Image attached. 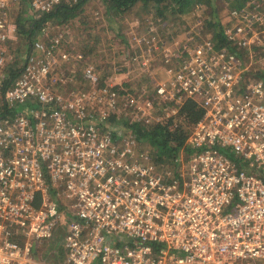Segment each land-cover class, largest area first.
<instances>
[{
    "label": "built area",
    "instance_id": "1",
    "mask_svg": "<svg viewBox=\"0 0 264 264\" xmlns=\"http://www.w3.org/2000/svg\"><path fill=\"white\" fill-rule=\"evenodd\" d=\"M77 1L0 0V264H47L37 246L60 227L68 264H264V0L230 9L224 45L196 32L170 54L137 37L150 47L133 64L165 52L163 79L139 89L92 66L76 85L56 66L58 37L11 75L15 11ZM187 99L204 109L187 139L197 152L158 165L132 124L176 123Z\"/></svg>",
    "mask_w": 264,
    "mask_h": 264
},
{
    "label": "rangeland",
    "instance_id": "2",
    "mask_svg": "<svg viewBox=\"0 0 264 264\" xmlns=\"http://www.w3.org/2000/svg\"><path fill=\"white\" fill-rule=\"evenodd\" d=\"M216 7H218L216 21H220L222 25L226 24L229 21L230 1L216 0ZM79 9L77 16L67 21L63 18H50L38 28L34 26L31 33L28 30L24 32L19 30L20 19L23 16H30L28 7L23 5L15 11L13 19L17 24V35L9 45L12 55L8 66L9 73L12 75L18 71L22 65L23 57L33 47L35 41L42 42L46 47H49L55 37H58L61 44L55 48L57 49L55 52L56 66L63 68L65 72L73 73L76 85H80L84 81L82 76L84 69L92 66L96 72L106 75V77L116 74L122 77V90L125 87L139 89L144 84H149L159 78L163 79L161 65L165 52L159 49L155 50L154 59L151 61L149 69L133 64L131 58L134 55H144L150 47L149 42L146 43V41L138 44L137 37L150 38L153 36V44L165 41L168 45L166 46L167 52L172 54L179 49L180 45L188 41L189 34L199 32L206 37L212 36V31L208 28L205 31L203 24L202 27H197L199 19L207 21L212 18L211 9L207 5L179 18L170 13L166 15L167 18H162L155 15L154 12H147L140 5H135L124 13H120L109 7L104 0H86ZM31 19L37 20L27 17V28H30ZM205 23L207 24V22ZM6 83L1 81L0 84V113H3L6 107L2 90ZM125 121L123 117L122 122ZM139 141L142 147L150 151L148 142ZM220 151L240 166L249 164V160L237 158L230 147L221 146ZM63 235L64 231L60 227L52 239L39 243L37 256L42 257L48 251L52 256L59 254L64 241ZM125 240L130 242L131 238L126 236ZM66 256L65 254L62 262L60 259L55 262L53 258L50 261L40 258V261L47 264H65ZM244 263L246 260L236 262V264Z\"/></svg>",
    "mask_w": 264,
    "mask_h": 264
},
{
    "label": "trees",
    "instance_id": "3",
    "mask_svg": "<svg viewBox=\"0 0 264 264\" xmlns=\"http://www.w3.org/2000/svg\"><path fill=\"white\" fill-rule=\"evenodd\" d=\"M86 0H78L76 3L69 4L65 2L61 5L56 11H53L49 14L42 15L41 18L33 21L32 19L29 22L30 28L26 27L27 17H22L19 22V30L21 31H30L31 29L39 27L41 24L45 23L50 18H63L67 21L79 14L80 5ZM107 2L108 6L115 9L120 13H124L128 9L132 8L135 5H140L142 8L146 9L147 12H154L155 15L167 18V14H172L178 18L183 15H188L192 13L197 8L207 5L211 9V19L203 21V26L205 31L208 28L212 31L211 38L218 43V45L226 44V38L223 32V25L220 21L217 20V10L216 0H104ZM230 1L231 8L239 6L243 3L244 0H227ZM23 19V20H22ZM207 22V24L205 23ZM202 27V26H201ZM16 72L13 73V76H16ZM10 81L8 80L6 86L3 87V93L6 91L9 86ZM204 109L200 104L194 99H187L182 105L179 111L180 119L175 123L174 117L167 118L159 123H154L150 125H141V124H132L133 132H135L138 140L142 142H148L151 154L153 156L154 162L158 165H167L169 167L174 166L175 159L183 151L187 156L195 152L187 144V139L189 133L192 130V127L197 123L203 116ZM51 250V248H50ZM65 252V253H64ZM37 254V251L35 252ZM66 251L63 247L60 248L59 254L52 256L50 251L45 252L42 257L43 260L50 261L53 258V261L58 262L59 259L61 262L64 260Z\"/></svg>",
    "mask_w": 264,
    "mask_h": 264
},
{
    "label": "crops",
    "instance_id": "4",
    "mask_svg": "<svg viewBox=\"0 0 264 264\" xmlns=\"http://www.w3.org/2000/svg\"><path fill=\"white\" fill-rule=\"evenodd\" d=\"M65 264H68V263H67V256H66Z\"/></svg>",
    "mask_w": 264,
    "mask_h": 264
}]
</instances>
